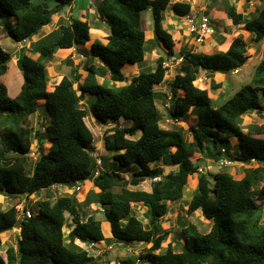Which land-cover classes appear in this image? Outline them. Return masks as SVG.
Here are the masks:
<instances>
[{
  "label": "trees",
  "instance_id": "1",
  "mask_svg": "<svg viewBox=\"0 0 264 264\" xmlns=\"http://www.w3.org/2000/svg\"><path fill=\"white\" fill-rule=\"evenodd\" d=\"M77 1L0 0V35L5 34L17 44L32 40L61 9ZM170 4L171 0H101L97 12L110 32L106 44L94 42L89 51H84L83 69L87 75L78 90L72 81L79 79L77 68L68 78L62 77L51 92L46 91L49 76L42 63L57 50L69 52L70 48L89 44L92 32L88 22L74 18L61 21L57 30L39 40L36 60L23 53V83L15 98L8 96L0 81V193L21 197L54 185L72 189L77 183H91L94 187L83 202L72 195L59 197L53 203L38 201L37 214L21 223L17 222L14 206L0 210V248L2 233L13 228L21 230L16 248L8 247L6 260L0 255V264H94V259L75 242H104L108 233L105 224L101 225L93 215L83 219L79 211L82 203L104 210L110 235L119 243H152L139 257L147 264H264V226L259 225L264 209V138L259 136L264 135V129L252 125L244 133L241 125L244 115L261 109L264 59L255 67L250 84L242 86L218 108H212L208 90L195 85L199 71L228 74L241 68L247 60L245 43L236 38L225 53H196L186 46L174 51L175 41L163 26V13ZM223 6L234 26H243L242 30L253 34L255 42L264 41V7L257 15L244 17L227 1ZM147 9L153 18L151 41L163 48L167 57L180 54L179 72L170 83L166 117L175 123L193 117L195 125L188 127L190 141L184 138L181 127L170 131L160 126L162 117L156 102L166 99V95L154 87L165 82L164 58L157 59L153 70H140L126 86L108 88L98 82H123L124 69L144 61L149 40L145 38L141 13ZM171 10L178 17H186L191 7L187 2H174ZM9 57L0 46V64ZM7 70V64L0 65V78ZM209 87L213 91L220 85L211 82ZM86 94L94 98L88 110L98 122L108 124L123 119L130 123L104 134L105 149L117 152L114 169L109 172L97 171L93 135L84 121L88 113L80 106ZM37 100L45 101L50 116L45 129L50 147L47 153L39 154L28 173L32 138L26 122L37 111ZM34 137L41 142L40 132ZM232 137L238 142L236 156L227 154ZM196 152L218 161L227 158L250 164L254 160L257 166L246 168L239 180L224 171L210 176L192 161ZM158 162L175 170L164 174L162 167H151ZM132 167L133 179L127 181L120 172ZM145 178L159 180L151 183L149 192L128 188L138 186ZM192 179L197 183L187 213L200 211L212 221L210 230L200 233L187 223L182 228L181 251L175 252L169 243L159 253L168 236L159 221L167 215L168 204L183 199ZM133 204L146 207L148 227L134 214ZM67 218L70 232L64 244ZM135 263L132 258L118 261Z\"/></svg>",
  "mask_w": 264,
  "mask_h": 264
},
{
  "label": "rangeland",
  "instance_id": "2",
  "mask_svg": "<svg viewBox=\"0 0 264 264\" xmlns=\"http://www.w3.org/2000/svg\"><path fill=\"white\" fill-rule=\"evenodd\" d=\"M176 2V0H171V3ZM219 0H205L204 2L202 0H193L191 1L192 4V11L190 14H194L197 12V8L204 7V14L206 21H208L209 26H211L214 30V33H216L217 23L219 22L221 24V21L223 19H216L215 15L220 10L218 9ZM239 2L238 4H240ZM92 5H94L95 8H93L91 11L90 8H87V10L84 12L82 11V8L89 6V0H83L76 2V7L73 9V17L75 19L82 18L84 14V18L87 17V20L90 23V40L89 44L87 46H76L74 48H70L69 52H65V55H61V53H55L53 54V57L48 61H42L44 64L49 80L46 86V91L51 92L53 90V87L58 84V82L61 80L62 77H69L70 73L74 74L77 70V74L79 75V79L73 81V88L75 90H78V85H81L85 82L86 79V71L83 69V64L85 61V52L89 51L91 45L94 42L106 44V35L109 34V27L105 24L103 25L102 19L99 18L97 13V8L99 4L97 3V0H93ZM54 7V4H51V7ZM85 6V7H84ZM197 6V7H196ZM222 6H220V9H222ZM222 12V11H220ZM170 13V8H167L166 11L163 13V22L166 21V14ZM66 18V15H64ZM141 19H142V26L145 30V38L149 40L147 42V53L145 55V59L142 63L139 65L137 64L135 66L134 71L132 72V69H129L127 67L124 69V76L125 80L123 82H112L110 80H101L98 79V82H100L102 85H105L108 88H119L128 85L131 80L139 73L140 70H153L156 61L159 57L164 58L165 63L164 66L167 68V73L165 76V82H163L161 85H157L154 87L155 91L163 92L166 95V99L162 97L160 100L156 102V105L158 107L159 114L161 115V123L160 126L164 130H176L181 127L182 134L184 135V138L187 141L191 140V133L188 129L189 125L194 124L193 117H189L186 122L179 121L178 123H175L174 121H170L166 117V105L168 106L167 101L170 98V94H167L166 92L170 89V83L177 75L178 71V65L180 64L181 59L176 57H167L165 55V50L158 46L156 43L151 41L150 33L153 34V18H152V12L150 9H147L141 13ZM57 19L54 17L52 20V24L54 26L50 27V30H53L58 26V23L56 24ZM66 21V20H65ZM68 22V20H67ZM179 22L184 25L183 30L185 31L183 38H176L174 51L178 52L179 49L182 47V45L187 44V41L191 43L190 49L193 52H200L201 50L199 48L195 47L196 40L190 39L191 35L187 33L186 30L189 29V25L187 24V19L183 18ZM223 27H225L224 20L222 21ZM51 24V25H52ZM221 24V25H222ZM44 29H47V27H44ZM41 32L44 31L43 29L40 30ZM40 31L38 34H40ZM154 35V34H153ZM209 37V36H208ZM213 38L214 36H210ZM33 41H35V38L29 41H25L22 43L24 50L23 53L30 57L33 60H36L38 58L37 51H34ZM184 41V42H183ZM39 43H37L38 45ZM202 46V44H199ZM0 46L4 50V52L8 53L10 55L11 61L7 64L8 70L7 72L1 76L0 81L6 86L8 96L13 99L16 97L18 92L20 91V88L23 83V76H22V69L17 67L16 64V54L19 53L20 49L17 43H14L11 41L8 37H6L5 34L0 35ZM39 46V45H38ZM203 49V47H200ZM37 49V48H36ZM208 51V50H204ZM37 54H36V53ZM81 54V56H79ZM257 62L256 59H253L252 62H249L244 67V70L238 72V74L232 75L231 73L225 74V80L223 83V93H221L220 101L211 100V107L212 108H218L220 105H222L224 102H226L228 99L232 97V95L236 92L237 88L240 86H244L247 84H250L252 75H253V69L250 70V66L255 64ZM134 73V74H132ZM195 85H197L200 89H207L209 90V87L207 86V82L204 79V76L202 74L198 75V78L196 80ZM211 94H214L212 91H210ZM225 92V94H224ZM216 94V93H215ZM224 94V95H223ZM261 106L263 107L262 114L259 115L258 119H255L258 121V124L264 125V99L261 98ZM94 101V98L86 94V98L84 101L80 102V106L84 108L88 115L84 119L86 126L89 128L93 135V156L96 159H101L102 163L101 166L98 168L99 171L102 172H109L111 169H114L115 162V155L117 152H110L107 151L104 147V134L108 132V134L112 133L114 131L115 127H128L130 126V123L124 121L123 119H120L118 122H111L108 124H103L98 122L89 112L88 107L89 105ZM37 111L28 117L26 122V127L31 132V138L32 143L30 147V153H29V161L27 164V170L28 173L32 172L33 165L35 161L37 160L40 153H47L50 147V142L47 139V134L45 132L46 127L50 124V116L47 113L46 105L44 100H37ZM243 117L249 118V114L247 117L244 115ZM244 123L249 124L247 120L244 119ZM258 124H255L258 126ZM195 125V124H194ZM252 126V125H251ZM263 127V126H262ZM249 128V127H248ZM264 129V128H263ZM36 132L41 133V142H39L34 136ZM244 133L247 132V130L243 131ZM130 139H133L132 137H128ZM264 138V136H262ZM235 141L232 140V142L229 143L228 155H234L236 154L237 147L235 146ZM9 160L12 159V155H8ZM192 161H194L199 167L200 170H204L206 168V173H208L210 176H212L215 173L218 172H230L231 169L236 168H242L238 172H243V167L239 166V162H233V165L231 166H222L221 161H218L216 158L209 157L208 154H203L200 152H196L193 157ZM7 164V163H5ZM255 162H251L250 164H245L246 167L249 165L254 166ZM162 167L164 169V174H167L170 171L175 170V167H168L163 166L161 162H158L156 164L151 165V167ZM244 166V165H243ZM250 168V167H248ZM135 170V167L129 168L126 171H121V176L127 180L130 181L133 179L132 173ZM152 179L145 178V180L139 184L138 186H131L129 185L128 188L132 190H141V191H150L151 189V183ZM196 181L194 179L190 180L189 183L185 187L184 197L181 201L173 204H168L169 210L166 216L160 219L161 227L164 231L168 232V236L166 240L162 243L161 249L159 250V253H162L165 251L167 245L171 243L173 250L175 252H180L182 244L184 243V234L182 232V228L187 223L194 225L197 230L200 233H207L210 230V227L212 225V221L206 220L200 211H196L192 213V215H189L187 213V205L191 200L192 192L194 191L196 187ZM212 183V180H211ZM261 185H264V182L261 183ZM54 188H49L45 191H40L39 193H36L35 195L31 196V198H23V197H9L6 194L0 193V210L5 211L9 209L10 207L14 206L15 209L19 207V205H22L24 203L25 207L31 211L36 212L37 202L42 200H49L51 203H53L57 198L62 196H74L78 202H83L86 198V196L91 193V191H94V187L91 183H80V191H74V189H68L61 186H53ZM259 188V187H258ZM258 203L259 200L257 201ZM134 214L136 217L139 218V220L142 221L145 227H148V213L146 207H143L141 205H132ZM81 214L83 215V219L87 217L88 215L95 216L96 220H99L102 223H106V220L104 218V214L101 210H99V207L96 205H86L81 204V207L79 209ZM67 216V215H66ZM259 225L264 226V209L261 212L260 215V221ZM106 233L104 237L106 240L104 242H100L99 244H95L93 246L85 245L84 243L80 241H76L75 244L85 249L90 257L94 259V264H118V261L125 258H132L136 261L135 264H147L146 260L140 259V255L144 254L146 249H149L152 245V243H149L145 246H142L141 243H119L118 241L114 240L112 236L110 235L109 231V225L105 224ZM70 232V226H69V218H67V224L63 227V235H64V244H67L68 242V233ZM21 233L20 228H13L10 229L4 233H2V247L0 248V255L3 257L4 260H6L5 251L8 247H14L17 246V241L19 239V235ZM105 233V234H106ZM145 249V251H143Z\"/></svg>",
  "mask_w": 264,
  "mask_h": 264
},
{
  "label": "crops",
  "instance_id": "3",
  "mask_svg": "<svg viewBox=\"0 0 264 264\" xmlns=\"http://www.w3.org/2000/svg\"><path fill=\"white\" fill-rule=\"evenodd\" d=\"M79 1H83V0H79ZM191 1L192 0H176V2H187V3H189V5L191 7L190 12L192 11V8H193L192 7V4H191ZM202 1L204 2L205 0H202ZM225 1H227L228 3H230L231 5H233L236 8L237 13L242 14L244 17H249V16H252V15L255 16V15H257L258 11L264 7V0H252L249 3H246V0H219L217 6H218V9L220 11H222V12H220V11L217 12L216 15H215V17L218 20L219 19H223L224 20L225 27H223V24H222L223 23L222 22L223 20L221 21V24L222 25L219 22L217 23V25L218 24L219 25L216 28V33H214L213 28L210 26L212 28L213 33L211 35H209V37L207 36L205 38V40L203 41V43H201L202 46H200L199 43L196 42L195 43L196 44L195 47L196 48H199L201 50L200 52L206 53V54L225 53L229 49L232 41L235 40L236 38H240L243 41V43H245L247 60H246L245 64L241 68L237 69V73H234V71H233L231 74L232 75L238 74V72L244 70V67L246 66V64H248L249 62H252L253 59H256L257 62L255 64H253V65L250 66V70L253 69V72H254L255 67L260 63V61L262 59H264V41H261V42H258V43L255 42L254 41L253 34L248 33L246 31L242 30V27L243 26H241V25L240 26H234L231 23V21L228 19L227 15H226V12L224 10V6H222V9H220V6L223 5V3ZM92 2H93V0H89V6L88 7H85L84 6L85 8H82V11L85 12L87 10V8H90L91 11H93L92 9L95 8V7H94V5H92ZM193 2H195V0H193ZM239 2H241V3L238 4ZM97 3L100 4L101 3V0H97ZM172 4L173 3H171L170 6L168 7V8H170V13L166 14L167 18H166V21L163 22V26L172 35V38L174 40L176 38L184 39L183 38V35L185 33V31L183 30L184 25L181 24V22H179V21L181 19H183V18H186L187 19V16L186 17H178L175 14H173V12L171 10V5ZM75 7H76V4H73L72 6L65 7V8L61 9L55 15V18L57 19L56 24L58 23V26L56 28H54L53 30H50V27L51 26H54L52 24V22H51L52 25L50 24L49 26H46L47 29H44L43 28L44 31H42V32L40 31V34H38L35 37V41H33V46L36 45V47H34V49H35L34 51H37L38 55H39V52H38V45H37V43L39 42V40L42 39L43 37L47 36L50 32H52L54 30H57L61 21H65V20L66 21L67 20L69 21L70 18H74L73 17V9ZM204 7H201L200 6L199 8H197L198 9L197 12H195L194 14H190L189 13L188 16L195 17V20L197 21L198 20V16H199L200 13H202V16H205V14H204ZM84 12H82V13H84ZM82 13H81V18L79 20H86L88 22L89 26H90V23L87 20V17L84 18V14H83V18H82ZM64 15H66V18H65ZM98 16H99V14H98ZM99 18H100V16H99ZM102 23H103V25H105V22L104 21H102ZM187 24H188V22H187ZM186 31L188 33V30H186ZM148 33H150L151 38H153L152 32H148ZM108 35H106V36H108ZM210 36H214V37L211 38ZM192 38L193 37L191 35V38L190 39H192ZM186 42H187V44L182 45V47H185L186 46L187 48H190L191 47V43L189 41H187V39H186ZM18 46H19V48H22L24 50V47H23L22 43H18ZM200 47H203V49L200 48ZM205 49L208 50V51H204ZM64 50H66V49L57 50L55 53H59L60 52L61 55H63V54L65 55V51ZM200 52H197V53H200ZM79 56H81V54H79ZM129 69H132V72H135L134 71L135 69H133V68H129ZM132 74H134V73H132ZM199 74H202L204 76V79L206 80L208 87L210 86V83L211 82L220 85V87L218 89L212 91L213 93L215 92L216 94L215 93L214 94H211L210 87H209V90L210 91H208V95L211 98V100L220 101L221 93H223V90H224V88H223L222 85L224 83V80H225V76L226 75L225 74H221V73H213V74H210V73H207V72H205L203 70H200L199 73H198V75ZM241 87L242 86H240L239 88H237L236 91H238ZM166 93L167 94H170L169 91L166 92ZM224 94H225V92H224ZM261 101H262L261 98H259L260 105H261ZM262 108L263 107L261 106V109L256 110V111L249 112L248 113L249 116H250L249 118L247 117L248 114L245 115L247 118L243 117V121H242V124H241L243 126V131L244 130H247V132H248V127L249 126L258 124V121H256L255 119H258L259 118V115L262 114V112H263ZM244 119L247 120L249 124L244 123ZM258 126H263V128H264V125H262V124H258ZM262 136H264V135H262ZM262 136H259V137L261 138ZM232 140L235 141L234 144H235V146L238 149V142H237L236 138H233V137L230 138V142H232ZM236 155H237V153L234 154V155H232V156H236ZM238 165L239 166H242L244 168L243 169V172H238L242 168H236V169L233 168L229 172L235 179H238V180L241 179L245 175V169L246 168H248V167H256L257 166V164H255L254 166L249 165L248 167H246V165L245 164H242V163H240ZM205 172H206V170H205ZM51 188H54V187H51ZM88 216H90V215H88ZM102 224H108L109 225L108 222H106V223H102L101 222V225Z\"/></svg>",
  "mask_w": 264,
  "mask_h": 264
},
{
  "label": "built area",
  "instance_id": "4",
  "mask_svg": "<svg viewBox=\"0 0 264 264\" xmlns=\"http://www.w3.org/2000/svg\"><path fill=\"white\" fill-rule=\"evenodd\" d=\"M187 22L189 25L188 33L192 35V37L198 42L199 44L203 43L205 38L213 33L212 28L209 26L208 21H206L205 16L201 17V21L199 24H197V21L195 20V17L187 16ZM234 73H237V70L234 71ZM222 166H231L233 165V161L225 158L220 160ZM97 165H101V160L97 159L96 160ZM251 162H255L254 160H251ZM159 178H154L152 181H157ZM75 191H80V186L77 185L75 187ZM17 211V222L21 223L22 221L25 220V218L33 217L36 215V212H33L29 209H27L22 203V205H19V207L16 209ZM103 212V209H101Z\"/></svg>",
  "mask_w": 264,
  "mask_h": 264
},
{
  "label": "water",
  "instance_id": "5",
  "mask_svg": "<svg viewBox=\"0 0 264 264\" xmlns=\"http://www.w3.org/2000/svg\"><path fill=\"white\" fill-rule=\"evenodd\" d=\"M201 17H202V13H200L199 16H198L197 24L200 23V21H201ZM22 54H23V49H20L19 53L16 54V60H17V61H16V64H17V67H19L20 69H21ZM175 57H176V58H180V54L177 53V54L175 55ZM10 61H11V58L9 57L5 62L1 63L0 65H2V64H3V65H6V64H8ZM205 170H206V169H205ZM87 244H88V245H91L90 242H88ZM147 244H148V243H144L142 246H145V245H147Z\"/></svg>",
  "mask_w": 264,
  "mask_h": 264
},
{
  "label": "clouds",
  "instance_id": "6",
  "mask_svg": "<svg viewBox=\"0 0 264 264\" xmlns=\"http://www.w3.org/2000/svg\"><path fill=\"white\" fill-rule=\"evenodd\" d=\"M22 43H23V42H22ZM21 49H22V48H21ZM22 55H23V54H22ZM99 159H100V158H99ZM96 160H97V159H96ZM100 160H101V159H100ZM101 163H102V160H101ZM96 165H97V162H96ZM100 166H101V165H100ZM100 166L97 165V171H99L98 168H99ZM96 174H97V172H96ZM152 180H153V179H152ZM153 182H154V181H153ZM82 184H84V183H82ZM77 185L80 186V183H77V184L75 185V187H76ZM54 186H55V185H54ZM52 187H53V186H52ZM75 187L72 188V189H74V191H75ZM50 188H51V187H50ZM48 189H49V188H48ZM80 189H81V187H80ZM43 190H44V189H43ZM43 190H42V191H43ZM45 190H47V189H45ZM45 190H44V191H45ZM39 192H40V191H39ZM75 192H76V191H75ZM33 195H35V194H33ZM33 195H30V196L23 195V196H21V197H23V198H28V199H29V197L31 198V196H33ZM101 209H102V208L99 207V210H101ZM33 212H34V211H33ZM37 212H38V210H37V208H36V214H37ZM103 212H104V210H103ZM103 212H102V213H103ZM111 236H112V235H111ZM82 243H83V242H82ZM84 244H85V245H88L87 243H84ZM94 244H99V243H91V245H89V246H93Z\"/></svg>",
  "mask_w": 264,
  "mask_h": 264
},
{
  "label": "bare ground",
  "instance_id": "7",
  "mask_svg": "<svg viewBox=\"0 0 264 264\" xmlns=\"http://www.w3.org/2000/svg\"><path fill=\"white\" fill-rule=\"evenodd\" d=\"M95 245V244H94Z\"/></svg>",
  "mask_w": 264,
  "mask_h": 264
}]
</instances>
